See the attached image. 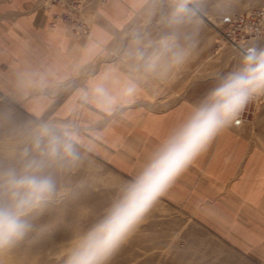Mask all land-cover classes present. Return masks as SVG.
<instances>
[{"label": "crops", "instance_id": "crops-1", "mask_svg": "<svg viewBox=\"0 0 264 264\" xmlns=\"http://www.w3.org/2000/svg\"><path fill=\"white\" fill-rule=\"evenodd\" d=\"M64 11L50 0H0V139L18 118L57 120L71 143L134 182L237 61L213 54L209 31L171 0L95 1L78 15L85 32L54 18ZM159 198L264 264V104Z\"/></svg>", "mask_w": 264, "mask_h": 264}, {"label": "rangeland", "instance_id": "rangeland-1", "mask_svg": "<svg viewBox=\"0 0 264 264\" xmlns=\"http://www.w3.org/2000/svg\"><path fill=\"white\" fill-rule=\"evenodd\" d=\"M179 16L193 17L209 31L213 54L237 61L236 71L246 53L264 51L262 33L233 47L223 38L228 21L254 11H264V0H171ZM186 22V20H184ZM112 60L119 52L112 51ZM233 71V72H234ZM228 72L226 75H228ZM225 75V76H226ZM255 113L253 121L262 105ZM47 128L61 142L68 140L57 120L18 118L17 132L0 139V172L20 171L31 161L43 164V174L52 185L51 199L25 219L24 234L0 247V264H66L76 242L101 223L132 183L105 163L72 145L71 156L62 152L47 155V139L37 132ZM5 203L0 200V204ZM104 264H253L199 225L185 211L158 198L125 235Z\"/></svg>", "mask_w": 264, "mask_h": 264}, {"label": "clouds", "instance_id": "clouds-1", "mask_svg": "<svg viewBox=\"0 0 264 264\" xmlns=\"http://www.w3.org/2000/svg\"><path fill=\"white\" fill-rule=\"evenodd\" d=\"M264 95V51L246 53L241 66L224 76L194 104L187 118L160 144L108 216L76 242L66 264H104L125 235L225 128L237 121L247 104ZM47 139V155L71 156L72 145L49 129L37 132ZM70 139V138H69ZM53 185L43 164L31 161L23 169L0 172V247L26 231V217L51 199Z\"/></svg>", "mask_w": 264, "mask_h": 264}, {"label": "built area", "instance_id": "built-area-1", "mask_svg": "<svg viewBox=\"0 0 264 264\" xmlns=\"http://www.w3.org/2000/svg\"><path fill=\"white\" fill-rule=\"evenodd\" d=\"M99 4L105 0H50L52 4L62 6L65 11L59 15H55V19L71 22L77 31L85 32L87 23L83 19H79L78 15L87 11L93 2ZM264 29V11H254L246 16H236L226 23L222 36L233 47L240 45L251 38L259 36ZM263 95L257 96L251 100L237 120L240 122H250L258 110L262 102Z\"/></svg>", "mask_w": 264, "mask_h": 264}, {"label": "snow or ice", "instance_id": "snow-or-ice-1", "mask_svg": "<svg viewBox=\"0 0 264 264\" xmlns=\"http://www.w3.org/2000/svg\"><path fill=\"white\" fill-rule=\"evenodd\" d=\"M235 123H236V125L238 126V125H239V123H240V121H239V120H237Z\"/></svg>", "mask_w": 264, "mask_h": 264}]
</instances>
